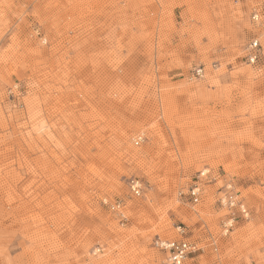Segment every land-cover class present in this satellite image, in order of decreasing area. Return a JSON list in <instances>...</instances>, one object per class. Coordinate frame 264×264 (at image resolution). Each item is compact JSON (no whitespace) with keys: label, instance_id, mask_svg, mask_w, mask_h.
Here are the masks:
<instances>
[{"label":"rangeland","instance_id":"obj_1","mask_svg":"<svg viewBox=\"0 0 264 264\" xmlns=\"http://www.w3.org/2000/svg\"><path fill=\"white\" fill-rule=\"evenodd\" d=\"M157 237L264 264V0H0V264H162Z\"/></svg>","mask_w":264,"mask_h":264},{"label":"built area","instance_id":"obj_2","mask_svg":"<svg viewBox=\"0 0 264 264\" xmlns=\"http://www.w3.org/2000/svg\"><path fill=\"white\" fill-rule=\"evenodd\" d=\"M259 18V13L253 11L251 14V20L254 22ZM260 56V44L258 40L253 39L247 46V53L244 56L245 60L249 64H254ZM192 76L195 78H200L203 76V68L197 67L192 70ZM203 172H200V175H203ZM129 188L135 196H139L141 193V182L138 179H131L129 181ZM224 194L218 199V202L221 206H225L228 209L237 208V211L241 213L244 217L248 215V210L245 206L236 200L235 191L232 188L230 183L224 185ZM201 189L197 182L193 183L188 188V196L193 204H197L201 198ZM111 208L117 209L120 208L119 202H114L111 205ZM234 221V212L227 217L226 221L223 222L222 228L223 232L226 233L229 228L232 226ZM180 229V226L177 227ZM180 234L183 233V230L179 231ZM154 246L160 250L163 254L162 264H184V261L195 252V244L189 241L185 237H180L177 239H163L157 237L154 240Z\"/></svg>","mask_w":264,"mask_h":264},{"label":"bare ground","instance_id":"obj_3","mask_svg":"<svg viewBox=\"0 0 264 264\" xmlns=\"http://www.w3.org/2000/svg\"><path fill=\"white\" fill-rule=\"evenodd\" d=\"M177 144L181 146V144H180L179 142H177ZM186 147H187L188 150H193V149H190V148H195V146H191V147H190V146H188V145H187ZM179 149H180V148H179ZM187 149H186V150H187ZM188 154H189V153H188ZM196 210H197V209H196ZM202 210H203V209H202Z\"/></svg>","mask_w":264,"mask_h":264}]
</instances>
